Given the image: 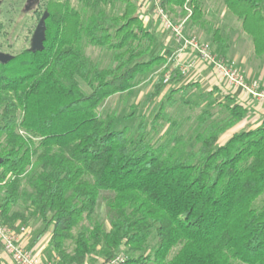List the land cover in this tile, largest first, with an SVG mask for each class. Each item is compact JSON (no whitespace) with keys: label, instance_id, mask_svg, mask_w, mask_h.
I'll use <instances>...</instances> for the list:
<instances>
[{"label":"trees","instance_id":"1","mask_svg":"<svg viewBox=\"0 0 264 264\" xmlns=\"http://www.w3.org/2000/svg\"><path fill=\"white\" fill-rule=\"evenodd\" d=\"M202 2L159 4L169 11L189 9L192 23L203 24ZM222 2L251 39L255 56L264 57V0ZM47 12L43 51L27 49L0 63L1 221L27 222L16 207L29 175L34 188L29 208L45 231L52 227L51 245L61 264H86L101 249L109 263L123 257L122 248L128 256L120 264H264V119L221 144L220 135L247 115L226 96L232 102L222 105L228 116L196 133L190 151L183 134L156 141L166 104L149 132L144 120L137 130L116 129V114L101 117V106L131 92L139 77L166 62L151 56L159 43L156 32L146 28L135 0H51ZM213 43L225 46L219 28ZM86 46L113 52V64H91ZM196 86L172 91L169 104L172 96ZM163 88L157 84L149 100ZM212 117L203 112L201 123ZM105 192L112 194L109 230L94 218ZM153 230L158 245L148 256Z\"/></svg>","mask_w":264,"mask_h":264},{"label":"rangeland","instance_id":"2","mask_svg":"<svg viewBox=\"0 0 264 264\" xmlns=\"http://www.w3.org/2000/svg\"><path fill=\"white\" fill-rule=\"evenodd\" d=\"M0 1V51L15 57L31 48L34 32L43 14L47 12V8L51 0H41V2L31 11H26L29 0ZM135 1L138 4L139 15L143 19L146 28L155 31L159 39V43L152 50L151 56L161 55L165 56L167 60L163 65L156 67L149 75L139 77L136 80L135 87L131 92L116 95L105 101L101 106L100 115L104 118L110 113L116 114V129L119 130L123 129L124 127L137 130L138 125L144 120L146 129L149 132L153 123L155 122V117L159 113L161 105L166 104L164 118H160L158 120L160 128L159 134L156 136V141H159L160 144H164L173 135L176 134L178 136L183 134L185 141H190V145L188 146V150L190 151L196 145V133L203 132L213 121L221 122L226 119L228 112L222 105L231 104L226 102L227 100L223 94H219L216 91H214L213 95L209 94L210 91H213L214 86H209V89H203L199 85L193 89H190L187 92V95L180 93L178 95L172 96V101L169 104L168 99L171 97V92L183 87V85L180 86L179 83L177 84L179 80L178 77H173V79L171 78L168 83H165L166 75L172 73V66L169 65L171 63V59L173 58V54L161 48H163L162 46L166 47L164 44L167 42L166 39L169 35L171 39L168 37L167 40L174 39L173 41L176 43V38L162 25V22L159 18L160 16L158 15L156 0ZM71 4L79 12L83 13L85 11L84 6L80 2L72 1ZM202 6L205 13L206 22H203V24L192 23L190 20L191 13L188 11L189 9H184L183 11L181 9H175L173 11L165 10L164 8L163 9L175 26L183 24L184 35L186 37H195L200 43H203L207 46H209L211 43L212 46L209 47L216 55H222L224 58H228L226 56L227 45L225 47L222 46L223 44L217 45L213 43V32L216 28H219L225 42L229 40L231 43L230 45H232L235 41V38H237L240 34L241 24L231 13L226 10L222 0H203ZM118 10H112V8H109L108 12L117 13ZM184 12L188 14L183 15ZM241 33L244 37L249 39L250 42H247L246 44L243 43L242 45L245 46L242 48V50L236 49L234 53L241 52L245 58L249 60V69L255 66L259 68L264 76V57L256 58V56H254V52H252L254 51V48L251 39L242 31V29ZM85 54L91 64L98 65L100 68H107L113 64V52L107 51L105 49L86 46ZM232 62L235 61H227V63L230 65H233ZM234 67L238 68L239 66L234 64ZM244 76L246 78L247 75ZM253 81H258L261 85V89L264 91V85L261 81ZM253 81H249L246 78L247 83H251ZM161 82L164 85L163 91L153 101L149 100V97L154 92L156 85ZM79 83L86 93L90 92L85 83L81 81H79ZM203 112L210 113V115L213 117L206 120L202 124L201 118L203 116ZM241 129H239L238 124H236L233 127L225 130L220 135L219 142L221 144L225 143L234 132H238ZM32 181L33 180L31 176L28 175L22 182L21 200L16 209L25 212L28 215V220L26 223H22L20 226L26 228V233L31 232L32 235L37 237L36 239H42L44 241H42L41 245V249L45 250L46 248L47 253L45 261H42L44 264H61L51 245L52 227L45 231V226L41 219L34 213L32 209L29 208L30 198L34 193ZM111 197L112 194L109 192L102 193L94 216V218L99 221L106 230L111 228L112 216L108 208V200ZM83 225L89 226L90 224L88 221H85ZM157 245L158 238L155 230H153L147 242L145 254L152 256ZM28 249L32 251L31 247ZM177 250L178 248L174 249L172 255H174ZM1 251L4 252L3 246L0 247V252ZM104 253L105 250L101 249L92 257H90L86 264H112V262L105 263ZM119 254L123 257L128 256L126 248H122ZM139 255L140 254H137L136 257ZM11 264L15 263L12 261Z\"/></svg>","mask_w":264,"mask_h":264},{"label":"crops","instance_id":"3","mask_svg":"<svg viewBox=\"0 0 264 264\" xmlns=\"http://www.w3.org/2000/svg\"><path fill=\"white\" fill-rule=\"evenodd\" d=\"M241 29L242 28L240 26V34L238 35L237 38H235V41H234L235 43L233 42V44L230 45L231 43L229 40L225 42V47L227 45V49H226L227 55L226 56L228 58H224V60L225 61H230V60L235 61L236 63L235 62H232V63L235 65L237 64L239 66L238 69L244 75H247L246 78L249 81L259 80L264 85V76L261 73V71L259 70V68L254 66V67H251L249 69V66H248L249 60H247L241 52L234 53V51L236 49L242 50V48L245 46V45L244 46L242 45L243 43L246 44L247 42H250L249 39H247L246 37H244L242 35ZM168 37H167V39H168ZM167 39H166V41L168 43L165 42V44H164L166 47L162 46L163 48H161V49H165L166 51L171 52L173 54L172 55L173 60L171 59L172 64L170 63L169 66H172L171 67V69H172L171 74H173V77H175V78L181 77L180 80H178L177 84L179 83L180 86L181 85L185 86L187 84L196 83L197 85H199L203 89H209V86L210 87L214 86L213 88H217L218 89L217 92L219 94H223L225 97L226 96L234 97L236 99L237 103H239L240 105L245 107V109L247 110V115L245 116V118L241 122L238 123L239 129H241V128L242 129H256L257 127H259L261 125V123L264 119V99H258V98L253 97L249 93H247L245 90H243L242 88L231 87L225 81L221 80L218 77L216 71L214 70V68L212 66H210L209 64L198 59L190 49H186V50L180 52L179 50L181 48V43L178 42L177 39H176V43H175V41H173L174 39L170 40L171 39L170 38L169 39L170 41ZM209 46H212L211 43L209 44ZM222 46H224V45H222ZM232 49H233V51H232ZM251 49H252V47H251ZM252 52H254V51H252ZM254 56H255V54H254ZM163 57L166 58L165 56H163ZM256 58H258V57H256ZM193 61L195 62V67L191 69V71L188 73V75H186V76L181 75L179 72V65H183V64L193 62ZM173 77H172V79H173ZM182 77H184V78H182ZM226 102L228 104H232L231 101L227 100ZM19 225H21V224H19ZM36 238L37 237H35V235H32L31 232H27V233L21 235L20 240H21V243L25 247H27V248L31 247L34 254L41 261H45V259L47 257L46 248H45V250L41 249V245H42L43 240L42 239H36ZM49 241H50V239H49ZM50 249H51V247H50ZM11 262H12V260L5 253V251L4 252L1 251L0 252V264H11Z\"/></svg>","mask_w":264,"mask_h":264},{"label":"built area","instance_id":"4","mask_svg":"<svg viewBox=\"0 0 264 264\" xmlns=\"http://www.w3.org/2000/svg\"><path fill=\"white\" fill-rule=\"evenodd\" d=\"M156 1L158 15L160 16L159 18L162 25L167 31L171 32L176 37L178 42L181 43L180 52L190 49L198 59L212 66L218 77L228 85L231 87L242 88L255 98L264 99V91L261 89V85L258 81L247 83L244 74L238 68L234 67V64L230 65L227 61L222 60L209 46L200 43L195 37H186L184 35L183 24L175 26L169 16L165 13V10L160 6V0ZM194 67V61L179 65V72L181 75L186 76ZM172 77L173 74L171 73L166 75L165 83H168ZM25 233V227L20 225H6L0 219V243L3 246L5 253L12 259V261L15 264H44L30 249L21 243L20 237ZM113 260L111 261L112 264H120L124 261L122 257H116Z\"/></svg>","mask_w":264,"mask_h":264},{"label":"water","instance_id":"5","mask_svg":"<svg viewBox=\"0 0 264 264\" xmlns=\"http://www.w3.org/2000/svg\"><path fill=\"white\" fill-rule=\"evenodd\" d=\"M31 1L32 0H29L28 2L30 3ZM35 1L39 2V0H35ZM0 5H1V1H0ZM48 16H49L48 12H45L43 14L34 32L32 43H31V48H30L32 52H40V51H43L44 49V43L46 41V20ZM13 58L14 56L0 51V63L1 64L5 65L9 63Z\"/></svg>","mask_w":264,"mask_h":264},{"label":"flooded vegetation","instance_id":"6","mask_svg":"<svg viewBox=\"0 0 264 264\" xmlns=\"http://www.w3.org/2000/svg\"><path fill=\"white\" fill-rule=\"evenodd\" d=\"M41 2V0H39V2H36L35 0H32L30 3L28 2V6L26 7V11H31L34 7H36L39 3Z\"/></svg>","mask_w":264,"mask_h":264}]
</instances>
